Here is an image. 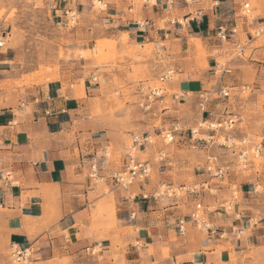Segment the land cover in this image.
Instances as JSON below:
<instances>
[{
    "label": "crops",
    "instance_id": "0c3cea01",
    "mask_svg": "<svg viewBox=\"0 0 264 264\" xmlns=\"http://www.w3.org/2000/svg\"><path fill=\"white\" fill-rule=\"evenodd\" d=\"M104 1L108 7L98 21L90 18L94 0H42L35 14L45 27L61 28L74 43L104 37L151 45L157 60L175 63L180 95L174 102L193 109L219 59L238 51L237 45L243 56L256 42L252 31L264 25V15L250 21L243 14V0H160L141 6L138 14L136 4L131 8L126 0ZM261 8L263 2L256 10ZM67 9L80 16L74 28L65 22ZM142 20L149 21L145 32L138 25ZM11 32L5 38H12ZM258 52L262 64L237 59L227 67H240L235 74L241 80L242 67H264V46L252 49L251 57ZM26 55L15 47L0 49V216L13 247L42 259L56 253L79 256L100 247L102 264H264V175L244 176L227 167L226 180L212 178L206 167L214 154L211 145L200 142L206 156L196 157L199 163L168 153L154 165V176L132 189L93 181V157L99 160L100 175L108 176L126 164L128 155L122 166L112 164L110 145L116 136L91 114L100 87L89 82L81 60L71 62L59 78L20 85L34 73L23 65ZM199 55L204 66L197 62ZM228 103L210 102L197 121L224 116L231 108ZM202 134L213 135L207 130ZM176 145L178 153L195 146L190 134L180 135ZM199 182L208 185L199 197H150L160 184ZM199 199L219 232L215 238L191 221ZM112 202L115 226L109 225L106 211ZM235 229L243 234L237 236Z\"/></svg>",
    "mask_w": 264,
    "mask_h": 264
},
{
    "label": "rangeland",
    "instance_id": "374dc122",
    "mask_svg": "<svg viewBox=\"0 0 264 264\" xmlns=\"http://www.w3.org/2000/svg\"><path fill=\"white\" fill-rule=\"evenodd\" d=\"M243 1L249 3L250 21L264 15L262 8L256 10V6H260L264 0ZM41 4L42 0H0V30L5 37L12 31V38H5L4 48L15 47L25 52L27 55L23 65L34 72L20 85L41 84L59 78L64 69L70 68L71 62L81 60L86 77L89 80L92 76H96L98 83L92 84L100 87L101 90L100 95L93 100L91 114L116 136L110 145L109 157L113 165L118 167L123 165L122 161L125 160L131 145V137L136 133L149 134L154 142V146H149L147 151L139 153L141 160L151 162L153 176L154 165L160 163L157 156L158 150H163L166 156L169 155L168 153L182 154L178 156L189 163H199L196 157L206 156L202 150L203 143L199 145L200 142H193L195 146L185 147L182 153H178V144H166L161 136V133L168 130L173 122H180L187 128L189 126L196 128L202 124L201 121H197L202 115L198 108L193 109L192 106L174 102V99L180 95L177 73L164 82L160 81L167 72L176 69L174 62L157 60L151 45L133 46L127 44L126 40L119 41L103 37L74 43L70 38H64L65 33L61 28L58 27L60 32H57L54 28L45 27V21L35 14ZM141 6V2H136L137 14ZM100 15L101 13L94 11L90 18L98 21ZM260 28L264 29V25ZM33 35L37 38H28ZM17 36L23 38H16ZM245 41L246 38H242V42ZM196 42L199 46L200 41L196 40ZM262 46H264V33L257 37L251 48ZM252 49L247 50L243 56H238L239 52L234 51L227 58H220L219 65L227 66L228 62H234L237 59H243L242 61L248 59L252 60L251 63L262 64L259 52L251 57ZM197 62L200 66L206 64L202 55L198 56ZM229 68L232 69V74L223 77L220 73L214 74L213 79L206 82L205 90L216 91L221 86H230L229 98H219L218 92H213L212 98L229 100L228 106L231 107L229 112L237 114L239 118L235 135L245 139L248 146L260 145L262 150L257 158L250 156V162L244 169L236 153L218 146L226 135V132L220 131L219 137L216 138L219 139L217 141L219 143L211 146L210 152L218 158V164L241 172L244 176H250L256 172L264 175V67L254 64L242 67L244 74L241 80L235 74L240 67L231 64ZM141 87L146 89L144 93L140 90ZM154 87L163 88V96L148 101L145 95L148 94V88ZM75 88H78L77 85ZM82 94L84 95L83 85ZM146 102L150 105L149 108L142 106ZM204 127L206 128V125ZM191 181L192 179L189 178L186 182ZM139 184L136 183L134 186L137 187ZM113 202L106 210L110 221L112 213L115 212ZM109 225L115 226V223L111 221ZM15 250L9 241L3 218L0 216V264H102L105 258L102 249L97 247L93 249L94 254H92L93 250L79 256L56 253L51 259L37 258L31 253L29 262H22L14 257Z\"/></svg>",
    "mask_w": 264,
    "mask_h": 264
},
{
    "label": "built area",
    "instance_id": "2783aa9c",
    "mask_svg": "<svg viewBox=\"0 0 264 264\" xmlns=\"http://www.w3.org/2000/svg\"><path fill=\"white\" fill-rule=\"evenodd\" d=\"M129 2V6L132 8L136 2H141L142 6L156 5L160 0H126ZM108 4L104 0H94L93 9L95 12L103 13L107 10ZM132 10V9H130ZM243 14L248 16L250 14L249 3H245ZM65 22L67 25L75 27L79 24V14L74 9H67L65 11ZM139 27L145 32V27L149 25V21L142 20L138 23ZM223 37L222 39H226V34L222 30ZM264 33V29L258 28L254 32L256 37H259ZM5 45V36L4 33L0 30V49ZM238 49V56H241L242 50L240 46H236ZM176 70H170L161 77L160 81L164 82L172 76H175ZM220 73L221 77L232 74V69L225 65H217L214 74L217 75ZM97 77L92 76L89 79L90 83L97 84ZM214 89V88H213ZM211 89V90H213ZM142 93L146 90L145 88H140ZM164 89L161 87L148 88V94H146V99L149 101L152 98H160L163 96ZM216 90V89H215ZM218 92L220 95L219 98H229L230 97V86H221L216 91H207L204 90L203 93L199 95L200 102L198 103V110L201 114L206 113L207 105L216 101L212 98V93ZM178 98V97H177ZM147 108L150 107L148 103L142 105ZM169 110V109H164ZM239 122V118L237 114L233 112H226L224 116L219 117L218 119L213 120H201L202 124H199L196 128H187L186 125L181 124L180 122H173L170 124L168 130L163 131L161 136L163 140L166 141V144H174L177 142V139L180 135L190 134L191 140L193 142H206L207 144H218L216 139L219 137V132L224 131L226 135L224 136L223 142L219 143L218 146L223 148L226 151H230L232 153H236L238 158L241 160L242 166L244 169L247 168V164L250 162V156L257 158L261 154V146L254 145L248 146L247 141L245 139H240L235 135L236 126ZM206 125V128L204 127ZM202 130H207L213 133L211 136H204L202 134ZM148 146H154V142L151 140V135L145 133H136L131 137V145L128 150L127 162L126 164L120 168L110 172L108 176H101L99 171V160L97 157H93L90 164L89 177L95 182H106L109 184L112 189H124L128 190L136 183H145L150 180L152 176V166L149 160H141L139 157V152L144 150ZM252 149V151H250ZM159 162H163L166 158V154L163 150H158L157 152ZM206 171L212 178L218 180H226L229 177V169L225 166L218 164V158L216 156L211 155L208 158V165L206 167ZM206 189H208L207 182H199L197 184H189V185H180L176 186L173 184H160L158 188L151 193L153 199L160 197H169V198H182L188 194H192L195 196L201 195ZM110 190V189H109ZM108 190V191H109ZM232 207V203H228V208ZM207 208L203 205L202 201L199 199L195 204V210L191 214V221L199 228V230L206 236L211 238H215L218 236L219 232L212 224L208 213L206 212ZM183 222H181L182 224ZM181 232H183L182 226H180ZM235 234L237 236H241L243 234L242 229H235ZM15 247V246H14ZM14 257L18 261L29 262L31 251L28 249H19L15 247ZM95 251H92L94 254Z\"/></svg>",
    "mask_w": 264,
    "mask_h": 264
},
{
    "label": "bare ground",
    "instance_id": "6f19581e",
    "mask_svg": "<svg viewBox=\"0 0 264 264\" xmlns=\"http://www.w3.org/2000/svg\"><path fill=\"white\" fill-rule=\"evenodd\" d=\"M107 42H108V40H107ZM109 43V42H108ZM112 43V42H111ZM113 46V45H112Z\"/></svg>",
    "mask_w": 264,
    "mask_h": 264
}]
</instances>
